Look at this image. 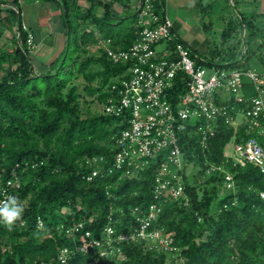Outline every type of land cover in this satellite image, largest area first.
<instances>
[{"label": "trees", "instance_id": "trees-1", "mask_svg": "<svg viewBox=\"0 0 264 264\" xmlns=\"http://www.w3.org/2000/svg\"><path fill=\"white\" fill-rule=\"evenodd\" d=\"M8 1L21 10L19 0H0V4ZM38 1L43 6L60 7L66 37L63 52L72 53L68 56L66 52L71 62L65 65L62 61L55 71L50 70L49 65L54 68L58 58L46 64V72L37 71L31 59L33 48L27 44L28 32L22 27V15L14 10L5 17L0 15L5 27L14 33L12 49L0 45V198L2 187L11 179L19 184L10 188L11 197L24 208L21 220L11 228L0 218V264H59L60 250L73 249L75 242H80L79 236H69L59 229L60 225L92 218L87 228L99 237L110 215L122 220L117 223L119 230H127L135 218L131 213L134 207L144 209L158 201L153 194V169L143 172L141 178L120 179L119 173L104 170L103 162L101 173L92 181L86 180L93 169L86 159L111 157L112 137L120 131L121 119L90 109L81 112L76 89L63 92L81 72L88 94L96 96L103 107L108 102L113 95L109 86L125 65L110 61L100 44L105 38H110L114 47L128 48L133 43L136 22L116 36L103 33L106 24L121 17L116 4L125 10L132 8L131 1L85 0V8L79 0ZM233 3L236 4L234 0ZM208 7L213 8V3L202 6V12H208ZM263 21L257 8L238 12L221 31L222 46L230 49L229 59L224 63L213 59L197 62L264 72ZM239 30L240 38L236 36ZM98 45L97 54L86 58L78 55ZM215 54H219L218 47L210 50V55ZM243 80L245 96L254 95L251 80L247 76ZM246 106L247 102L240 104V108ZM239 132L240 136L258 137L264 146L263 134H247L243 125ZM234 133L233 126L223 123L209 138L207 148L199 143L198 134L191 137L187 132L184 136L183 142L188 141V162L198 168L197 176L187 181L191 199L187 205L175 200L165 202L158 219V225L174 235L182 262H168L169 256L164 252L130 242L123 243L122 252L116 256H100L93 250L76 251L69 254L64 264H264V199L260 196L264 174L251 163L237 164L225 156ZM212 164L222 166L224 172L207 174ZM226 172L234 177V189L225 186ZM66 208L68 211H63Z\"/></svg>", "mask_w": 264, "mask_h": 264}, {"label": "built area", "instance_id": "built-area-1", "mask_svg": "<svg viewBox=\"0 0 264 264\" xmlns=\"http://www.w3.org/2000/svg\"><path fill=\"white\" fill-rule=\"evenodd\" d=\"M130 1L138 27L133 43L123 48L112 46L110 38L101 41L108 59L125 65L124 71L110 84L113 95L102 109L105 114L120 117V131L112 137L110 158L86 159L93 168L86 180L92 181L101 173L103 162L104 170L119 173L120 179L141 178L143 172L153 169V194L158 201L144 209L134 207L131 213L135 218L127 230H119L117 223L122 220L110 215L99 237L87 228L92 218L60 225L59 229L69 236H79L80 242H75L73 249L60 250L59 264H64L69 254L76 251L93 250L100 256H116L122 252L121 245L130 242L143 243L147 249L164 252L171 258L180 256L181 248L175 244L174 235L165 226H159L158 219L165 202L175 200L184 205L190 202L187 181L192 180L190 176H197L198 168L187 159L188 141L183 142L187 132L191 137L198 134L199 143L207 148L209 138L216 135L223 123L233 126L234 152H226L225 148V156L237 164L251 163L264 174V146L258 137L240 136L239 132L243 125L247 134L256 131L264 135V72L199 64L198 59L210 58L193 54V49L177 34L168 14L167 0ZM3 8L23 16L13 1L0 4V9ZM260 12L264 16V9ZM22 27L28 32L27 44L32 48L34 33L24 21ZM245 34L244 29L243 38ZM244 76L253 83L255 94L250 97L245 96ZM245 102L246 108H240ZM240 115L245 119L244 124L240 123ZM216 171L224 172L222 166L212 164L206 173ZM224 174L226 188L234 189L233 175ZM14 186L19 184L7 180L2 187L0 205L11 197L10 188ZM260 196L264 199V190ZM38 222L42 227L43 221Z\"/></svg>", "mask_w": 264, "mask_h": 264}, {"label": "rangeland", "instance_id": "rangeland-1", "mask_svg": "<svg viewBox=\"0 0 264 264\" xmlns=\"http://www.w3.org/2000/svg\"><path fill=\"white\" fill-rule=\"evenodd\" d=\"M36 0H22L21 9L23 14V20L30 28L32 27L38 36L35 38V44L32 47L31 59L35 69L39 72H46L48 69L46 64H50L59 58L58 62L55 63L54 68L50 70L55 71L59 67L62 61L64 64L71 62L68 56L72 55L69 51V55L63 52L64 44L66 42V37L64 29V21L61 20V9L58 11L59 6L51 5L52 8L44 9L40 12L43 15L44 20L38 19V4L35 3ZM199 0H167L168 14L175 24V30L177 34L184 39L189 46L200 56L209 57L213 59L214 62L224 63L229 59V47L222 46L221 31L227 25L229 19L238 16V12L245 10H251L254 7L258 11H263L264 0H234L236 4H233L228 0H202V4L208 6V3H214L213 8L208 7V12H202V7L196 4ZM251 2V3H250ZM79 3L83 8L87 6L85 0H79ZM232 4L235 8L231 7ZM43 7V5H41ZM46 8V7H45ZM117 10L121 11V17L114 19L110 23L106 24L104 27V34H110L116 36L119 33L125 32L130 27H132L136 22V15L133 8L123 9L120 4H116ZM52 12H56L55 14ZM10 11L8 9H0V15L5 17ZM54 15V17H52ZM209 18L212 23L209 24ZM37 19L39 21H37ZM4 21L0 20V45L5 49H12L13 47V31L5 27ZM264 22V21H263ZM42 23L41 31L38 32V24ZM206 26V27H205ZM63 33V34H62ZM240 38V30L236 33V36ZM68 36V35H67ZM72 46L74 44L73 33L70 35ZM243 38V37H242ZM100 46H102L100 44ZM231 49L233 45H229ZM218 47L219 54L214 56L210 55V50ZM98 46H93L89 48L88 53L78 52L80 58H86V56L98 53ZM68 55V56H67ZM66 58V59H65ZM59 64V65H58ZM98 65H94V69H98ZM87 84L81 72H78L70 81L68 86L64 89V93H67L70 88L74 87L76 91L80 94L79 97V108L81 112L86 113L89 109L92 112L100 113L102 112L103 106L96 96L88 94L85 90V85ZM240 123L245 122L242 115L239 116ZM226 152H234V142L230 140L226 147ZM193 176H190V180ZM173 260L183 261L182 256L169 257L168 262Z\"/></svg>", "mask_w": 264, "mask_h": 264}, {"label": "clouds", "instance_id": "clouds-1", "mask_svg": "<svg viewBox=\"0 0 264 264\" xmlns=\"http://www.w3.org/2000/svg\"><path fill=\"white\" fill-rule=\"evenodd\" d=\"M23 212V206L15 197L8 198L7 201L0 205V218L9 228L21 220Z\"/></svg>", "mask_w": 264, "mask_h": 264}, {"label": "crops", "instance_id": "crops-1", "mask_svg": "<svg viewBox=\"0 0 264 264\" xmlns=\"http://www.w3.org/2000/svg\"><path fill=\"white\" fill-rule=\"evenodd\" d=\"M35 3H39L38 2V0H36L35 1ZM212 3V2H211ZM211 3H208V4H206V5H209V4H211ZM251 3V2H250ZM196 4L197 5H200L201 7L202 6H205L204 4H202V0H199V1H196ZM214 4V3H213ZM22 6V5H21ZM38 6H39V8H38V10H37V12H38V19H40L41 21L42 20H44L43 19V15H46V14H40V12L43 10L42 8H44V9H47V8H54V7H51V5H49V4H45L43 7H41V4H38ZM54 6V5H53ZM46 7V8H45ZM58 8V11H60V7H57ZM256 7H254L253 9H255ZM253 9H251L250 11H252ZM22 10V9H21ZM53 10H55V9H53ZM245 11H249V10H245ZM52 13H56V12H52ZM24 14V13H23ZM46 16H48V15H46ZM52 17H54V15L52 16ZM22 18H23V16H22ZM37 19V21H39ZM62 20V19H61ZM24 21V20H23ZM38 24V32L39 31H41V27H42V23H37ZM174 27H175V24H174ZM30 29H32L31 31L32 32H34V35H35V38H36V36H38V33H36V31L32 28V27H30ZM63 34V33H62ZM63 36L65 37V34H63ZM66 40V39H65ZM35 47V46H34Z\"/></svg>", "mask_w": 264, "mask_h": 264}, {"label": "water", "instance_id": "water-1", "mask_svg": "<svg viewBox=\"0 0 264 264\" xmlns=\"http://www.w3.org/2000/svg\"><path fill=\"white\" fill-rule=\"evenodd\" d=\"M243 57V56H242Z\"/></svg>", "mask_w": 264, "mask_h": 264}]
</instances>
